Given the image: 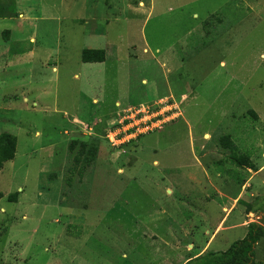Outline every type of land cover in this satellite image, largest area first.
Masks as SVG:
<instances>
[{
	"label": "rangeland",
	"instance_id": "374dc122",
	"mask_svg": "<svg viewBox=\"0 0 264 264\" xmlns=\"http://www.w3.org/2000/svg\"><path fill=\"white\" fill-rule=\"evenodd\" d=\"M17 8L0 21V134L17 140L0 171V264H185L264 226V0ZM84 50L106 59L84 64ZM150 113L160 128L111 150L108 125L133 133ZM228 135L257 172L229 162ZM96 136L79 179L68 147Z\"/></svg>",
	"mask_w": 264,
	"mask_h": 264
},
{
	"label": "trees",
	"instance_id": "16d2710c",
	"mask_svg": "<svg viewBox=\"0 0 264 264\" xmlns=\"http://www.w3.org/2000/svg\"><path fill=\"white\" fill-rule=\"evenodd\" d=\"M105 59V52L102 50H84L81 53V62L84 64L103 63ZM248 114L254 121L258 120V116L254 112L249 111ZM134 142H130L129 145ZM99 144L100 141L98 136L89 139V141L85 143H80L78 141L70 143L68 147L70 152L78 147V151L73 158V167L70 171L71 174H75L79 179L83 177L82 175H84L85 171L97 159ZM219 144L220 147L230 153L228 160L232 165L238 168H245L248 171L257 172L256 167L251 163L249 156L237 154L238 148L229 135L221 138ZM16 145L17 140L14 136L0 134V171L5 163L14 159ZM129 145L127 144L123 147ZM109 147L111 146L109 145ZM66 182L67 185L70 186L72 182L71 177H69ZM0 198H2V195H0ZM15 199V195H12L8 198V201L15 202ZM262 212L264 213V211ZM246 214H257V210H254L251 205H246ZM262 241H264V226H261L258 223H250L247 226L244 238L233 243L224 252H207L189 260L185 264H264V258L256 261L255 251L256 247Z\"/></svg>",
	"mask_w": 264,
	"mask_h": 264
},
{
	"label": "built area",
	"instance_id": "2783aa9c",
	"mask_svg": "<svg viewBox=\"0 0 264 264\" xmlns=\"http://www.w3.org/2000/svg\"><path fill=\"white\" fill-rule=\"evenodd\" d=\"M164 103H161L160 105H163ZM142 107L143 106H141V105L138 106V107H128V108L124 109V114L126 112V114H132V115H135V116H140V114L143 113L141 111L144 110L143 109L144 107L143 108ZM147 110L149 111V109H147ZM161 116L162 115H159V113H150V114H148L147 118L144 117L143 119L139 120L140 122H143V125H142L141 128H139V126H141V125H139L136 128L133 127V128L130 129V130H134L133 133H131V131L129 132L127 130L125 131V129H127V127L124 128V126H122V124H128L129 122H125L124 123L126 118H123V120H124L123 122H121V123L119 122V123H117L115 125L113 124L107 130V132H106L107 134H106L105 138L108 139L112 149H115V146H117L116 148H118L120 146H125V145L129 144L130 142L135 141L136 139H138L142 135H145V134L151 132L152 129L160 128L161 124L164 122V120H163V122L160 120ZM145 119L149 120V121L144 122ZM152 120H154V121L152 122ZM148 124H150V125L148 126ZM114 127L116 128L115 130H114ZM126 132H129V133L128 134H124Z\"/></svg>",
	"mask_w": 264,
	"mask_h": 264
},
{
	"label": "crops",
	"instance_id": "0c3cea01",
	"mask_svg": "<svg viewBox=\"0 0 264 264\" xmlns=\"http://www.w3.org/2000/svg\"><path fill=\"white\" fill-rule=\"evenodd\" d=\"M7 3V4H6ZM6 3H3V4H0V9L1 10H3V11H7V12H3L1 15H0V21L1 22H4V21H6L8 18H10V19H12V17H11V15H15L16 17H20V15H22V14H17V11H18V0H14L13 1V3L12 2H6ZM11 7H14V12L12 13V12H10L9 11V9L11 8ZM5 13V14H4ZM31 42H32V39H31ZM143 83H145L144 81H143ZM161 101V100H160ZM159 101V102H160ZM160 120L163 122V118L162 117H160ZM165 122V121H164ZM109 126V125H108ZM66 134V133H65ZM250 215H252V214H250Z\"/></svg>",
	"mask_w": 264,
	"mask_h": 264
},
{
	"label": "clouds",
	"instance_id": "9594fccd",
	"mask_svg": "<svg viewBox=\"0 0 264 264\" xmlns=\"http://www.w3.org/2000/svg\"><path fill=\"white\" fill-rule=\"evenodd\" d=\"M110 127H111V126H108L107 130H108ZM107 130H106V131H107ZM111 150H113V151H114V149H111Z\"/></svg>",
	"mask_w": 264,
	"mask_h": 264
}]
</instances>
